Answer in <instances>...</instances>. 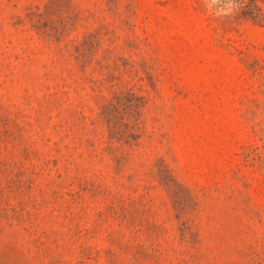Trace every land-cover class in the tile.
I'll list each match as a JSON object with an SVG mask.
<instances>
[{"label":"rangeland","instance_id":"obj_1","mask_svg":"<svg viewBox=\"0 0 264 264\" xmlns=\"http://www.w3.org/2000/svg\"><path fill=\"white\" fill-rule=\"evenodd\" d=\"M0 264H264V0H0Z\"/></svg>","mask_w":264,"mask_h":264},{"label":"clouds","instance_id":"obj_2","mask_svg":"<svg viewBox=\"0 0 264 264\" xmlns=\"http://www.w3.org/2000/svg\"><path fill=\"white\" fill-rule=\"evenodd\" d=\"M229 3H230L231 5H233V6H235V0H229ZM228 11H229V9H226V10L224 11V14H225V15L228 14Z\"/></svg>","mask_w":264,"mask_h":264}]
</instances>
